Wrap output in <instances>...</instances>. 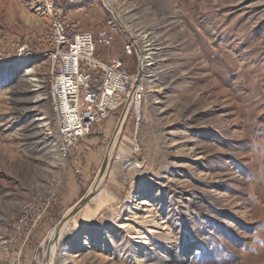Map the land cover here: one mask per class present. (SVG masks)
<instances>
[{
    "label": "rangeland",
    "instance_id": "obj_1",
    "mask_svg": "<svg viewBox=\"0 0 264 264\" xmlns=\"http://www.w3.org/2000/svg\"><path fill=\"white\" fill-rule=\"evenodd\" d=\"M110 1L0 0V264H48L50 234L98 185L122 114L84 140L77 165L62 156L51 64L37 56L49 6L114 34L102 62L143 71L140 117L56 264H264V0ZM126 31L139 54L124 56ZM21 45L32 57L17 60Z\"/></svg>",
    "mask_w": 264,
    "mask_h": 264
},
{
    "label": "built area",
    "instance_id": "obj_2",
    "mask_svg": "<svg viewBox=\"0 0 264 264\" xmlns=\"http://www.w3.org/2000/svg\"><path fill=\"white\" fill-rule=\"evenodd\" d=\"M77 2L69 0L70 4ZM48 13L49 29L42 36V51L37 56L48 57L51 64V111L59 150L77 165L75 154L80 145L96 127L123 110L135 77L121 57L107 62L97 57L99 45L113 47L114 34L110 30L80 31L55 6H49ZM133 50V45L126 42L124 56L132 55ZM29 57L28 45H21L17 60ZM142 100L143 90L139 89L131 110L138 117Z\"/></svg>",
    "mask_w": 264,
    "mask_h": 264
},
{
    "label": "water",
    "instance_id": "obj_3",
    "mask_svg": "<svg viewBox=\"0 0 264 264\" xmlns=\"http://www.w3.org/2000/svg\"><path fill=\"white\" fill-rule=\"evenodd\" d=\"M79 2H82L84 0H77ZM104 3L106 0H103ZM115 11H113L114 13ZM121 22V21H120ZM122 23V22H121ZM126 34L128 36V42H130L133 47H134V50L139 54V48L138 46L136 45V42L134 40L131 39L130 37V33H128L126 31ZM142 68L140 67V71L138 73V75L135 77L134 79V83H133V86H132V89L130 91V94H129V97L127 99V102L122 110V114H121V118L119 120V123L117 125V128H116V131H115V134H114V137H113V140L110 144V147H109V150H108V153L106 155V158L103 162V165L100 169V172H99V176L101 177V180H99L98 182V185L96 186V188L99 186V184H101V181L103 180V177L105 176V173L107 171V168H108V164H109V158L111 157V154L113 152V149L115 148L114 147V142H115V135L118 131V128L119 126L121 125V123L123 122V126L122 128L124 129L125 127V123L127 121V118L128 116L130 115V112L132 110V105H133V102H134V99H135V96L137 94V91L139 90V87H140V84H141V79H142ZM118 141V140H117ZM117 141L115 142L117 144ZM116 146V145H115ZM113 147V148H112ZM93 189V190H90L82 199L79 200V202L71 209V211L68 213L67 216H65L62 221L56 226V228L54 229L55 230V237L51 238L50 240V244H51V247L53 246V244L56 242L57 240V237L59 235V233L61 232V230L63 229V227L65 225L68 224V222L81 210L83 209L89 202H91L92 198L94 197V194H95V191L97 189ZM50 247V249H51ZM48 264H49V254H48Z\"/></svg>",
    "mask_w": 264,
    "mask_h": 264
},
{
    "label": "bare ground",
    "instance_id": "obj_4",
    "mask_svg": "<svg viewBox=\"0 0 264 264\" xmlns=\"http://www.w3.org/2000/svg\"><path fill=\"white\" fill-rule=\"evenodd\" d=\"M105 5L109 8V9H111L112 10V4H111V1L110 0H106L105 1ZM130 37H131V39L132 40H135V42L136 43H138L139 41H140V38H138V37H136V36H134L133 34H131L130 35ZM150 37H148L147 36V39H149ZM151 40V39H150ZM139 89H141L140 87H139ZM123 122L121 123V125L119 126V128H118V131H117V133H116V135H115V142L117 141V144L120 142V139L122 138V136H123V133H124V129L122 128V126H123ZM125 125H126V123H125ZM114 142V144L116 145V143ZM115 145H114V147H115ZM113 148V147H112ZM66 229H67V225H65L64 227H63V229L61 230V232L59 233V235H58V237H57V240H56V242L53 244V246L51 247V249L49 250V255H50V253H52V258H53V260H52V262H51V264H56V257H57V245H58V243H59V240L61 239V237L63 236V234L65 233V231H66ZM56 235H55V230H53L52 232H51V234H50V240H51V238H53V237H55Z\"/></svg>",
    "mask_w": 264,
    "mask_h": 264
},
{
    "label": "trees",
    "instance_id": "obj_5",
    "mask_svg": "<svg viewBox=\"0 0 264 264\" xmlns=\"http://www.w3.org/2000/svg\"><path fill=\"white\" fill-rule=\"evenodd\" d=\"M97 55H98V49H97Z\"/></svg>",
    "mask_w": 264,
    "mask_h": 264
},
{
    "label": "crops",
    "instance_id": "obj_6",
    "mask_svg": "<svg viewBox=\"0 0 264 264\" xmlns=\"http://www.w3.org/2000/svg\"><path fill=\"white\" fill-rule=\"evenodd\" d=\"M112 58H114V57H112ZM111 59V58H110ZM110 59H108V60H110Z\"/></svg>",
    "mask_w": 264,
    "mask_h": 264
}]
</instances>
